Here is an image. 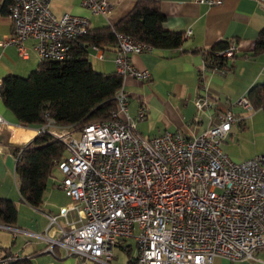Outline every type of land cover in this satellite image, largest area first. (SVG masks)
Returning a JSON list of instances; mask_svg holds the SVG:
<instances>
[{"label":"built area","instance_id":"2783aa9c","mask_svg":"<svg viewBox=\"0 0 264 264\" xmlns=\"http://www.w3.org/2000/svg\"><path fill=\"white\" fill-rule=\"evenodd\" d=\"M111 1L84 0L82 5L93 15L107 16ZM258 1L264 11V0ZM195 3L219 7L224 0ZM9 17L12 34L4 44L16 46L19 56L28 59L25 42L34 41L40 63L70 60L74 45L90 29L86 17L65 14L58 18L51 0H15ZM191 34L188 31L186 36ZM116 40L114 64L123 86L113 116L82 129L49 118L38 128V134L49 133L65 145L64 159L56 164L62 174L57 182L70 202L58 215H48L46 232L35 235L48 241L52 251L59 246L66 256L103 264H112L114 248L132 237L138 246L137 264H214L218 256L231 261L253 258L264 249V153L237 161L223 151L222 142L232 125L241 121L231 110L199 135L166 131L143 136L138 122L146 119V112L141 109L137 117L129 115L124 80H149V71L135 68L130 56L154 48L121 33H116ZM237 49L232 41L218 55L233 60ZM91 53L103 60L98 46ZM224 72L207 61L202 63L194 102L200 112L212 113L216 105L205 74ZM3 86L0 77V103ZM233 106L253 112L247 96ZM13 129L0 113V131L11 138ZM0 228L11 229L14 236L22 232L3 224ZM19 258V253L0 248V264H13Z\"/></svg>","mask_w":264,"mask_h":264},{"label":"crops","instance_id":"0c3cea01","mask_svg":"<svg viewBox=\"0 0 264 264\" xmlns=\"http://www.w3.org/2000/svg\"><path fill=\"white\" fill-rule=\"evenodd\" d=\"M83 1L51 0V9L58 18L65 14L86 17L90 21V29H99L117 24L131 12L136 4L131 0H112V9L109 14L101 16L93 15L86 10L82 5ZM158 1L166 16L165 28L168 31L181 32L185 35L191 31L192 34L185 36V44L181 50L154 49L150 53L130 56L135 68L150 73L148 81L140 82L131 77L124 80V90L130 98L129 115L137 117L141 109L145 110L147 115L145 120L138 122V130L141 126L139 132L149 138L166 131L199 135L220 123L228 110H231L239 119L244 118V115L247 116L246 113H251L233 105L247 96L255 85L264 82V55L256 58L246 57L253 51L259 33L264 29L262 3L258 0H224L222 6L208 7L197 5L195 0ZM12 28L10 17L0 16V77L3 79L10 76L25 78L40 64L34 50V41L25 42L29 48L28 59H22L19 56L16 46L4 44L12 34ZM221 41L235 42L238 46L237 57L230 61L231 66L224 73L205 74L212 97L216 98V105L212 113L200 112L194 102L200 91V69L205 58L198 52L209 50ZM117 50L115 46L107 47L105 52L103 50V60L97 58L95 53L92 55L98 61L106 60L111 74H114ZM0 113L14 126L11 138L7 133L0 131V196L15 201L21 207L25 208L26 204L34 209L28 208L32 213L31 220L20 218L19 211L18 222L12 227L22 232L16 236L11 229L0 228L2 230H0V248L10 253H19L21 257H29L34 264H103L92 258L66 256L65 251L59 246H54L52 251L48 241L35 235L44 234L49 225L48 215H58L60 208L70 201L59 205L54 195L56 192H51L48 199L45 197V203L41 208H34L22 199L16 176L17 159L14 148H23L29 143L38 135L39 127L20 125L3 102L0 103ZM258 116L252 117L250 126L245 121L235 124L250 128L254 135L258 131L256 126ZM254 156L256 155L249 158ZM54 185L64 193L57 182ZM52 200L55 202H50ZM4 231L9 233L13 247H3L1 244L8 235ZM115 248H121L128 254L132 251L131 245L125 240L120 241ZM113 254L111 261L112 264H116L114 250ZM136 258L134 263L131 260L129 263L137 264ZM215 259H218L216 264H264V249L256 251L254 257L248 260L231 261L219 256Z\"/></svg>","mask_w":264,"mask_h":264},{"label":"trees","instance_id":"16d2710c","mask_svg":"<svg viewBox=\"0 0 264 264\" xmlns=\"http://www.w3.org/2000/svg\"><path fill=\"white\" fill-rule=\"evenodd\" d=\"M15 0H0V16H9ZM166 16L159 1H137L131 12L117 24L89 29L88 34L73 47L70 60L44 62L29 77L10 76L4 79L2 102L25 127H40L49 118L57 124L82 129L88 124L109 120L118 109L117 94L123 78L117 73L95 71L89 61L93 46L104 52L109 46L117 48L116 33L129 35L158 50H181L185 33L168 31ZM232 41H221L206 51H199L211 66L229 70L230 61L219 52ZM111 48V47H110ZM264 55V29L260 31L251 54ZM237 57L234 55L233 60ZM232 60V61H233ZM253 111L264 113V82L255 85L247 95ZM16 176L22 199L34 208L45 203L50 178L58 162L64 159L65 145L49 133L35 136L23 148L15 147ZM19 209L15 201L0 196V224L16 226ZM129 252V251H128ZM134 263V259H130ZM137 260V258H136ZM13 264H34L21 257Z\"/></svg>","mask_w":264,"mask_h":264},{"label":"rangeland","instance_id":"374dc122","mask_svg":"<svg viewBox=\"0 0 264 264\" xmlns=\"http://www.w3.org/2000/svg\"><path fill=\"white\" fill-rule=\"evenodd\" d=\"M89 61L93 65L95 71L104 73V74H111V69L106 65L107 61L101 62L96 59H94L92 53L89 55ZM112 65V64H111ZM113 68V65L112 67ZM29 77L27 75L25 78ZM247 116L244 115V118L241 119L242 122H246L247 124L252 123V117L259 115L257 117L256 126L257 130L254 135H252L250 128H244V125L239 124H233V128L230 131L229 135L226 137V139L222 142V149L225 153L230 155L232 158H249L253 155L257 154H263L264 153V113L262 111H253L251 113H246ZM240 120V119H239ZM248 126V127H249ZM141 128V126H140ZM139 128V130H140ZM147 133V132H146ZM146 137V136H145ZM149 138V137H148ZM55 176V177H54ZM62 179L61 172L55 168L54 174L50 178L49 184H48V190L46 193V199H48V196L51 192H56L55 198L57 199L59 205H64L67 202L70 201V198L67 197L54 183L56 184L57 181ZM58 183V182H57ZM50 202H55V200H52ZM21 207L18 205V209L20 211V218H24L25 220H31L32 217L30 216L32 213L29 212L30 208L28 205ZM49 208V207H48ZM31 209V208H30ZM34 210V209H31ZM56 211V210H55ZM1 230V229H0ZM2 231V230H1ZM7 232V231H4ZM7 237L3 239L1 244L3 247H13L12 240L10 238L9 233L7 232ZM124 241V240H123ZM126 243L131 245L132 251L128 254L125 250L121 248H114V251L116 253V264H130L129 260L134 259L138 255V248H137V242L134 237L128 238L125 240ZM1 245V246H2ZM118 261V262H117ZM218 261V259H215V264Z\"/></svg>","mask_w":264,"mask_h":264}]
</instances>
